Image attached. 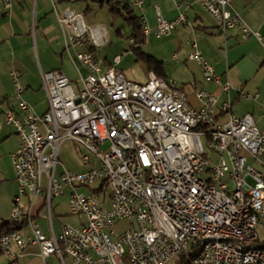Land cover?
Segmentation results:
<instances>
[{"label": "built area", "instance_id": "obj_1", "mask_svg": "<svg viewBox=\"0 0 264 264\" xmlns=\"http://www.w3.org/2000/svg\"><path fill=\"white\" fill-rule=\"evenodd\" d=\"M1 1L8 13L14 0ZM193 1L222 30L237 28L243 39L261 38L231 8V0ZM50 3L77 82L72 85L58 69L41 72L48 107L38 114L22 98L20 74L11 72L22 116L13 108L4 110L5 123L18 136L11 154L18 193L8 221L26 216L30 234L0 235V252L14 260L20 254L13 245H37L42 259L55 255L59 264H166L190 251V264H264L257 244V225L264 230V174L246 163V157L259 159L264 153V128L250 113L236 117L229 112L224 123H217L216 96L204 89L195 90L200 106L194 107L173 79L150 73L146 82L137 83L111 65L102 67L86 47L104 42L101 29L87 25L82 13L62 9L56 0ZM139 19L143 22V15ZM185 21L183 12L167 20L157 9L155 26L142 23V32L168 36ZM191 45L188 58L199 65L203 79L227 90L196 43ZM113 60L118 63L120 55ZM229 109L224 101L221 110ZM66 139L83 149L80 159L87 169L57 170L59 144ZM204 172L208 179H202ZM66 187L69 212L84 214L86 223H62L59 233L46 236L30 221V208L42 194L50 220L52 200ZM24 194L29 203L22 201ZM120 220L127 228L117 233L113 227Z\"/></svg>", "mask_w": 264, "mask_h": 264}, {"label": "crops", "instance_id": "obj_2", "mask_svg": "<svg viewBox=\"0 0 264 264\" xmlns=\"http://www.w3.org/2000/svg\"><path fill=\"white\" fill-rule=\"evenodd\" d=\"M128 1L131 4L132 15L137 19L143 15L144 21L139 19V22L149 27L155 26L157 9L167 20L173 19L181 12L186 16V21L178 24L168 36L156 38L152 34L148 35L163 39L154 49L162 50L165 60H159L143 51L142 44L146 40L140 45L141 50L137 52L132 50L137 58L144 60V56H149L160 64L157 71L148 68V77L150 73H154L163 79H173L177 87L186 94L187 101L194 107L200 106V102L195 97L196 89L211 92L217 99L212 113L219 124L227 120L229 112L236 117L250 113L256 126H260L259 129L264 128V118L261 116L264 109V0H231L230 4L250 29L259 31L260 39L254 36L243 39L237 28L222 30L208 11L193 0H141V7L134 4L137 0ZM12 2L10 11L6 13L0 0V223L8 221L2 217L9 214L13 199L18 193L11 161V154L17 148L18 136L4 121V110L7 108H13L19 117L22 116V112L16 108L17 99L13 95L11 72L17 71L20 74V81L24 87L22 98L34 112L41 114L48 107L46 93L42 87L41 72L58 69L67 77L65 65L71 62L65 53L61 26L52 10L50 0ZM56 2L62 9L68 8L82 13L90 26H98L101 29L104 40L108 29L96 23L92 15L106 8L112 19L120 18L128 26L131 36L132 27L121 16L112 14L106 1L56 0ZM115 35L123 36L122 30L116 28ZM130 39L129 37V43ZM192 42L196 43L198 50L210 62L220 82L228 84L227 90L203 79L199 65L188 58L193 49ZM95 52L99 57L96 47ZM174 55L176 58L173 57ZM100 59L102 67L111 65L107 56ZM245 94L256 97L246 98ZM224 101L230 103L228 112L221 110ZM82 152L83 149L79 148V159ZM81 163L84 164L82 161ZM246 163L264 174V153L259 159L246 157ZM57 170H61V165ZM69 192V187H66L60 196L66 194L69 198ZM56 198L52 200L50 220L47 213L45 217L42 214V209H45L42 194L34 200L30 208V221L37 223L46 236L59 233L62 225L60 222L61 224L55 227L53 223L52 208ZM21 199L24 203H29L30 196L24 194ZM55 205H58V202ZM60 216L61 214L56 212L55 217L58 220ZM17 224L20 225L17 230L20 234L23 236L30 234V224L26 216ZM13 250L20 255L14 260H9L7 264H48L47 258L51 256L42 259L37 245H27L23 249L13 245Z\"/></svg>", "mask_w": 264, "mask_h": 264}, {"label": "rangeland", "instance_id": "obj_3", "mask_svg": "<svg viewBox=\"0 0 264 264\" xmlns=\"http://www.w3.org/2000/svg\"><path fill=\"white\" fill-rule=\"evenodd\" d=\"M137 12V11H136ZM93 18H95L96 23H100L105 27L107 30V36L105 37V40L102 44L95 46L98 50L99 57L107 56L108 61L110 62L111 66L114 67L115 70L122 72L125 78L131 79V81L137 82V83H144L148 78V67L146 61L143 59L137 58L136 54L133 53L131 47L132 44L129 43V34L130 29L120 18L112 19V17L107 12L106 8H103L98 12L96 15H92ZM139 20V19H138ZM86 21V20H85ZM139 22V21H138ZM87 23V22H86ZM140 23V22H139ZM87 25H89L87 23ZM116 28H120L122 30L123 36H116L115 30ZM153 35V34H152ZM146 42L142 44V49L144 52L150 53L154 55L159 60H163V51H155L154 47H156V44H159L163 41V39H156L153 36H148L145 38ZM115 55H120V61L118 63H115L113 58ZM165 60V59H164ZM65 72L67 73V77L69 78L72 85L76 86L77 82V72L71 62H68L66 65ZM261 128L260 126H258ZM79 148L81 147L74 141L70 139L63 140L59 144V160L61 166H63L67 171L70 172H76L85 170L88 168L87 164H82L79 159ZM209 155L211 153L209 152ZM206 158H208L207 154L204 155ZM210 157V156H209ZM202 179H208L210 177V174L207 172H204L201 175ZM225 181L228 182L229 188H232V182L225 178ZM82 192H88L87 188H82ZM68 196L65 194L63 197H58L54 199V207L52 208V215H53V223L54 226L57 227L58 224L65 223L71 226H80L83 223H86V217L84 214H72L67 205ZM58 202V205H55ZM104 207L109 206V200L107 199L104 202ZM46 209H42V214L44 217L46 216ZM61 214V216L58 218L55 217V214ZM11 216V210L9 211V214L4 216V220H9ZM61 222V223H60ZM127 228V224L125 221L120 220L117 221L114 225L113 229L117 233H121L124 229ZM257 233L259 236L260 241H264V230H262L261 226L257 225ZM184 255H187L186 253H183ZM11 260L6 254L1 253L0 254V264H7L8 261ZM179 260H169L166 264H175ZM48 264H58L57 258L54 255H51L47 258ZM130 264V263H127ZM165 264V263H164Z\"/></svg>", "mask_w": 264, "mask_h": 264}, {"label": "trees", "instance_id": "obj_4", "mask_svg": "<svg viewBox=\"0 0 264 264\" xmlns=\"http://www.w3.org/2000/svg\"><path fill=\"white\" fill-rule=\"evenodd\" d=\"M98 1H106L107 4L110 6V12L115 14L116 16H121L124 20H126L129 25L132 27L131 36H129L133 43H132V50L137 52L140 49V45L145 40V35L142 32V23H139L136 16L132 15V9L130 2H120L119 0H98ZM87 49L90 52L96 55L95 47L86 45ZM144 60L147 63L149 69H156V71L160 68V64L156 61L150 59L149 56H144ZM20 225L15 222L4 221L0 223V235L4 233H8L13 230H18ZM258 247L264 250V241H260L257 243ZM1 253V252H0ZM194 256V252H187V255L181 254L179 256V260L175 262V264H190L191 258Z\"/></svg>", "mask_w": 264, "mask_h": 264}]
</instances>
